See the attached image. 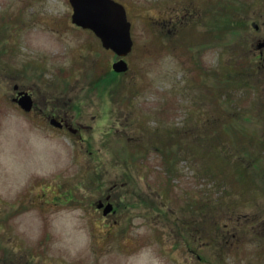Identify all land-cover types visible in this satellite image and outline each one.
Here are the masks:
<instances>
[{"label": "rangeland", "instance_id": "obj_1", "mask_svg": "<svg viewBox=\"0 0 264 264\" xmlns=\"http://www.w3.org/2000/svg\"><path fill=\"white\" fill-rule=\"evenodd\" d=\"M115 1L121 74L69 0H0V264H264V0Z\"/></svg>", "mask_w": 264, "mask_h": 264}, {"label": "water", "instance_id": "obj_2", "mask_svg": "<svg viewBox=\"0 0 264 264\" xmlns=\"http://www.w3.org/2000/svg\"><path fill=\"white\" fill-rule=\"evenodd\" d=\"M73 8L72 22L83 29L91 30L101 41L106 50L113 51L119 58L113 63L116 73H125L129 66L125 58L132 52L134 41L131 35V22L128 20L126 8L115 0H69ZM264 47L260 42L258 48ZM15 90L19 89L16 85ZM15 102L26 112L33 109L32 96L25 91L18 92ZM51 124L60 128L62 123L56 118ZM104 208L103 214L107 216L113 210L112 204H99Z\"/></svg>", "mask_w": 264, "mask_h": 264}, {"label": "flooded vegetation", "instance_id": "obj_3", "mask_svg": "<svg viewBox=\"0 0 264 264\" xmlns=\"http://www.w3.org/2000/svg\"><path fill=\"white\" fill-rule=\"evenodd\" d=\"M263 25H264V21L261 23V26H263ZM260 29H261L260 25L255 27L256 31H260ZM255 55L257 57V60L262 62L264 59V48H262V49L255 48ZM19 90L16 91L15 97L17 96ZM15 97H13V102H14ZM14 103H16V102H14ZM33 110H34V108H33ZM52 118H57L62 123V126L60 128L61 130H68L74 134L81 132V130L79 128L75 127L66 116L61 117L59 115L54 114V115H52L51 119ZM103 200L104 201H102V202L104 204L108 203V202H113L115 204V202L113 201V196L111 193L109 195H107L106 197H104ZM115 212H117V210H116V207L114 206V213Z\"/></svg>", "mask_w": 264, "mask_h": 264}, {"label": "trees", "instance_id": "obj_4", "mask_svg": "<svg viewBox=\"0 0 264 264\" xmlns=\"http://www.w3.org/2000/svg\"><path fill=\"white\" fill-rule=\"evenodd\" d=\"M168 162H170V166ZM166 165L168 166L169 170L173 172V169L175 167V161H166Z\"/></svg>", "mask_w": 264, "mask_h": 264}]
</instances>
